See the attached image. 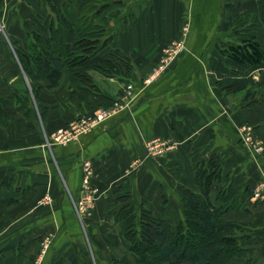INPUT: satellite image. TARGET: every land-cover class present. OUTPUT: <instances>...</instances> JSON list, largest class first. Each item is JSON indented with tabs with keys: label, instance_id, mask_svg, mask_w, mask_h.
<instances>
[{
	"label": "crops",
	"instance_id": "0c3cea01",
	"mask_svg": "<svg viewBox=\"0 0 264 264\" xmlns=\"http://www.w3.org/2000/svg\"><path fill=\"white\" fill-rule=\"evenodd\" d=\"M110 1L117 7L105 37H112L101 39L90 64L105 56L115 71L90 70L97 94H86L64 70L53 88L35 81L34 98L14 47L28 46L35 6L0 0V264L133 263L119 233L124 225L112 217L121 205L119 188L127 183L132 205L175 227L183 220V191L200 193L197 169L205 172L202 182L212 176L208 198L226 208L222 220L241 226L242 250L231 262L264 264V205L252 196L264 179V150L254 154L241 140L250 125L264 147V93H249L252 86L224 92L218 85L235 76L222 53L237 42L234 20L260 14L264 0ZM256 36L264 47L263 26ZM178 42L176 55L146 81L163 49ZM249 73L256 82L264 67ZM21 79L30 100L13 92ZM127 83L133 89L125 108L66 144L51 141L72 120L122 98ZM152 139L166 142L161 153L147 151ZM85 161L92 167L89 184L98 188L87 219L76 212Z\"/></svg>",
	"mask_w": 264,
	"mask_h": 264
},
{
	"label": "trees",
	"instance_id": "16d2710c",
	"mask_svg": "<svg viewBox=\"0 0 264 264\" xmlns=\"http://www.w3.org/2000/svg\"><path fill=\"white\" fill-rule=\"evenodd\" d=\"M29 1L35 9L29 20L28 46L14 47V54L34 98L38 91L35 81L48 80L47 87L53 88L58 85L64 70L68 72L71 83L78 85L88 95H96L90 70L111 74L115 71V65L105 56L96 64H90V61L100 51L101 39L106 35L117 4L110 0ZM39 1L40 4L44 2V11L39 9ZM261 7L258 15L234 20L237 42L227 44L222 53L235 76L218 82L224 92L254 86L257 81L250 75V70L264 67V47L256 36L257 28L264 27V3ZM111 37H105L103 42ZM21 80L22 85L14 86L13 92L19 100H30L28 85ZM44 114L42 112V117ZM203 174L205 172L198 169L195 172L200 193L187 189L183 191V220L175 227L143 205L136 214L135 206L129 202L130 188L127 183L122 184L116 198L121 205L113 209L112 217L115 223L124 225L119 233L127 244L133 263L118 260L113 263L233 264L232 257L242 250L236 235L241 226L222 220L226 208L223 205L215 206L209 200L212 176H207L202 182ZM12 264H18V261Z\"/></svg>",
	"mask_w": 264,
	"mask_h": 264
},
{
	"label": "built area",
	"instance_id": "2783aa9c",
	"mask_svg": "<svg viewBox=\"0 0 264 264\" xmlns=\"http://www.w3.org/2000/svg\"><path fill=\"white\" fill-rule=\"evenodd\" d=\"M180 47L181 44L179 42L171 46L165 47L162 52L159 68L154 69L153 73L150 75L149 78L146 79V81H149L152 76L158 73L160 68L166 66L170 62V60L176 55ZM132 89V83H127L122 98L113 101L109 106L101 107L90 114L82 115L72 120L69 124H67V126L58 129L52 134V142L57 144H66L68 141L75 138L79 134L91 130L100 122L106 120L113 114L122 110L127 106V103L132 98ZM241 140L242 143L247 147V149L250 152H253L254 154H260L264 150L262 141L252 137V126L250 125H247L243 128ZM166 146V142L158 139H152L145 142V147L147 151L152 155L161 153ZM91 175L92 167L88 161H85L83 163V179L81 189L83 194L80 200L77 202L76 208V212L80 215V217H83L84 214L90 212V209L92 208V198L95 193L97 194L98 191L95 187H91L89 184ZM252 196L257 200H261L262 204L264 205V179L259 185H257L253 189ZM43 241V246L46 247L49 241L48 238H45Z\"/></svg>",
	"mask_w": 264,
	"mask_h": 264
},
{
	"label": "rangeland",
	"instance_id": "374dc122",
	"mask_svg": "<svg viewBox=\"0 0 264 264\" xmlns=\"http://www.w3.org/2000/svg\"><path fill=\"white\" fill-rule=\"evenodd\" d=\"M44 1V0H43ZM44 2L42 3L41 2V4H40V1L38 2V6H39V9H42L43 11H44ZM42 13V12H41ZM2 28H3V26H2V24L0 23V32L2 31ZM22 85V84H21ZM248 92L249 93H253V95L256 93H260V92H263L264 93V74H262L261 76H259V78L257 79V83H256V85H254V86H252V87H250L249 89H248ZM57 131V130H56ZM55 131V132H56ZM54 133V132H53ZM52 133V134H53ZM52 134L50 135V139H52ZM52 141V140H51ZM134 164H132V165H130V169L129 170H132V169H135V167L133 166ZM96 189H98L97 187H95ZM97 193H98V191H97ZM96 198H97V194L95 193V195L93 196V198H92V201H91V204H92V208L90 209V210H92L93 208H94V204H95V200H96ZM118 206V204H116V207ZM135 209L137 210L136 211V214H138V212H139V208L138 207H135ZM93 211V210H92ZM89 212V213H86V212H84V213H86V214H84L83 215V218L85 219H87V218H91V217H93V212ZM117 228H119V227H117ZM45 238H48V240H49V237L48 236H46ZM48 243L50 244V240L48 241ZM49 246V245H48Z\"/></svg>",
	"mask_w": 264,
	"mask_h": 264
}]
</instances>
